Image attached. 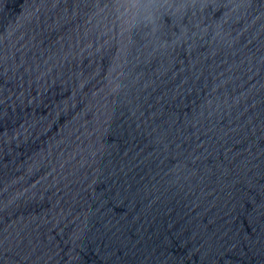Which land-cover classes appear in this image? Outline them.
<instances>
[{"label": "water", "instance_id": "1", "mask_svg": "<svg viewBox=\"0 0 264 264\" xmlns=\"http://www.w3.org/2000/svg\"><path fill=\"white\" fill-rule=\"evenodd\" d=\"M0 264H264V0H0Z\"/></svg>", "mask_w": 264, "mask_h": 264}]
</instances>
